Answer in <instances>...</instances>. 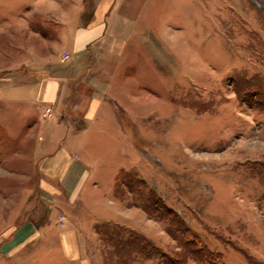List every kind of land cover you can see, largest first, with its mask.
Segmentation results:
<instances>
[{"label": "rangeland", "instance_id": "rangeland-1", "mask_svg": "<svg viewBox=\"0 0 264 264\" xmlns=\"http://www.w3.org/2000/svg\"><path fill=\"white\" fill-rule=\"evenodd\" d=\"M40 1L0 0V264H167L182 240L210 252L203 264H264V0H121L138 26L119 53L98 45L99 32L63 43L73 33L39 13ZM68 59L87 74L29 136L34 107L9 91L31 89L26 75ZM91 72L105 80L87 84ZM112 76L135 91L124 106L137 99L127 115L136 126L122 120L127 139L101 160L99 190L55 207L34 170L39 134L53 136V119H72V104L87 103ZM111 164L127 172L114 176ZM113 183L126 207L110 211ZM64 187L72 199L75 187ZM20 229L24 239L5 248Z\"/></svg>", "mask_w": 264, "mask_h": 264}, {"label": "crops", "instance_id": "crops-1", "mask_svg": "<svg viewBox=\"0 0 264 264\" xmlns=\"http://www.w3.org/2000/svg\"><path fill=\"white\" fill-rule=\"evenodd\" d=\"M86 1L74 0L71 4H64L60 0H49V3L56 6V9H51L50 5L42 0L40 3L46 6V10L43 11L40 8L37 11L46 15L47 18H54L57 25L62 26L63 32L73 33L70 35L71 37L68 35L67 39L64 37L63 43L70 39L77 45L78 38L87 36L89 33L99 32L101 39L98 45L105 41L106 49L112 50L114 53L122 51L128 41L129 32L137 28V22L130 19L129 14L118 7L121 0H109L110 2L101 0L95 8L90 7ZM41 31L44 29L42 28ZM96 45H87V47L92 50L98 48ZM82 59L85 58L82 57ZM64 62L65 60L47 63L44 67L36 69L35 73L26 75V79L30 82L27 86L31 89L14 88V90L9 91L12 102H23L25 103L23 105L25 110L32 112L29 115L30 118L26 120L29 125H25V127L27 126L26 134L28 133L29 136L35 132L34 130L37 131L36 128L40 127L46 108L52 105V107H56L57 111L64 109L63 105H65L66 99L70 98L75 91L74 82L80 78L83 79L78 74L84 75L86 73L77 72L80 70L75 66L77 62L69 60L66 66L62 67L61 64ZM55 64L60 65L56 66ZM19 75L20 72L9 73L7 79L13 83L19 78ZM92 75V72L87 75L90 79L87 82L89 85L92 84L90 78ZM95 75L96 73L93 75L94 80H105V78H97ZM116 80L117 77L115 76L108 78V86L105 88L96 85L87 103L80 100L76 104H72L76 112V115L71 116L72 119L65 121L61 120L62 118H54L53 136L45 133L44 128L39 134L40 154L36 156L37 166L34 170L39 176L40 194L49 195L54 200L55 207L73 208L79 200L81 202L82 200H89L87 196L85 197L86 192L93 194L99 190L101 185V177L104 173L101 169V160L109 155L112 156L111 151L118 149V145H122L127 139V128L123 127L122 120L127 121L126 125L129 127L131 125L136 126L127 117L129 114L134 117L133 110L138 103L137 99L128 104L131 109L124 106L126 103L124 96L129 98V95H134L135 91L125 88L122 84L119 87L115 86ZM132 105L134 106L132 107ZM30 106L34 108L28 110ZM102 145H108L107 154L102 152ZM50 146L52 147L51 150ZM47 147L48 151H46ZM111 166L116 167V170L111 172L114 176L122 171L127 172V168L124 166L119 167V165L113 164ZM115 183L110 185L107 195H104L108 203L105 208L110 211L117 209L119 205L125 206L124 202L117 199L114 194ZM64 186L70 189L75 187L76 194L72 199L65 194ZM98 201L100 202L102 199H98ZM139 210L140 208L134 206L132 211L139 213ZM96 219L97 221L101 219L102 221L125 225V223L111 217L108 219L97 217ZM21 229L16 231L17 234L11 241L4 244L5 248L10 250L14 246V240L19 242L24 239ZM67 238L70 239V237ZM17 242L14 244L17 245Z\"/></svg>", "mask_w": 264, "mask_h": 264}, {"label": "trees", "instance_id": "trees-1", "mask_svg": "<svg viewBox=\"0 0 264 264\" xmlns=\"http://www.w3.org/2000/svg\"><path fill=\"white\" fill-rule=\"evenodd\" d=\"M176 237L175 234H173ZM210 252L205 251L204 248H197L194 243L182 240L181 251L174 257L165 254L167 264H188L189 260H194L197 263H207ZM250 260V258H248ZM251 263V261H250Z\"/></svg>", "mask_w": 264, "mask_h": 264}]
</instances>
